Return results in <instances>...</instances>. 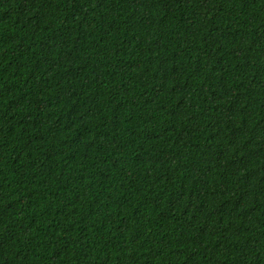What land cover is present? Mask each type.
<instances>
[{
    "label": "trees",
    "instance_id": "1",
    "mask_svg": "<svg viewBox=\"0 0 264 264\" xmlns=\"http://www.w3.org/2000/svg\"><path fill=\"white\" fill-rule=\"evenodd\" d=\"M0 264H264V0H0Z\"/></svg>",
    "mask_w": 264,
    "mask_h": 264
}]
</instances>
